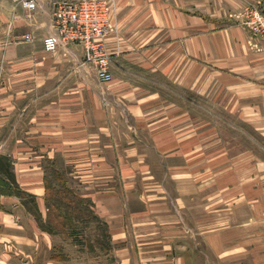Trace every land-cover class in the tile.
I'll list each match as a JSON object with an SVG mask.
<instances>
[{
	"label": "crops",
	"instance_id": "0c3cea01",
	"mask_svg": "<svg viewBox=\"0 0 264 264\" xmlns=\"http://www.w3.org/2000/svg\"><path fill=\"white\" fill-rule=\"evenodd\" d=\"M59 1L0 0V264H67L53 172L110 264H264V42L243 19L264 0H113L108 83L81 44L45 51Z\"/></svg>",
	"mask_w": 264,
	"mask_h": 264
},
{
	"label": "built area",
	"instance_id": "2783aa9c",
	"mask_svg": "<svg viewBox=\"0 0 264 264\" xmlns=\"http://www.w3.org/2000/svg\"><path fill=\"white\" fill-rule=\"evenodd\" d=\"M30 10L37 9V0H21ZM116 8L113 0H61L56 3L53 16L54 33L44 39L46 52H56L62 44L78 43L84 47L83 64L91 66L101 82L113 80L111 55L105 39L113 31ZM244 25L250 31L252 49L264 42V10L247 6L243 11ZM27 40H32L28 35Z\"/></svg>",
	"mask_w": 264,
	"mask_h": 264
},
{
	"label": "rangeland",
	"instance_id": "374dc122",
	"mask_svg": "<svg viewBox=\"0 0 264 264\" xmlns=\"http://www.w3.org/2000/svg\"><path fill=\"white\" fill-rule=\"evenodd\" d=\"M19 2L22 5L21 0L15 2L5 0L4 3L8 10L21 6ZM23 8L25 7L23 6ZM28 35L32 36V34ZM28 35L24 37V40L33 41V36L32 40L26 39ZM5 37L6 35L0 32V41L4 40ZM2 169V174L9 179L11 186L14 187L15 182L7 161H2ZM53 173L55 174L54 184L56 190L57 192L60 190V192L54 193L52 197L51 211L55 225L43 226L54 231L52 237L57 251L54 256L64 259L67 264H110V258L106 257L105 254L114 245L108 226L104 225L93 214L90 200L81 199L74 191V193L72 191H62L65 181L61 178L60 173L58 175L56 172ZM27 201L30 203L32 200L27 198ZM26 251H30V249L27 248ZM19 262L20 264H26L24 260Z\"/></svg>",
	"mask_w": 264,
	"mask_h": 264
}]
</instances>
